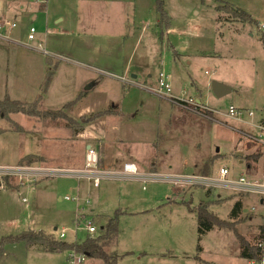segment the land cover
<instances>
[{
	"label": "rangeland",
	"instance_id": "rangeland-1",
	"mask_svg": "<svg viewBox=\"0 0 264 264\" xmlns=\"http://www.w3.org/2000/svg\"><path fill=\"white\" fill-rule=\"evenodd\" d=\"M28 1L27 13H15L20 18L11 37L24 42L33 26L34 39L26 44L0 39V101L7 95L23 103L26 112L0 111V169L29 166L33 162L18 163L20 157L42 151L52 159L40 166H63L67 159L70 166L60 169L78 171L86 141L77 134L83 132L98 153L97 168L118 146L123 155L135 159L134 152L144 160L150 174L137 179L104 175L97 187L62 172L6 176L0 180V239L41 227L54 238L64 229L65 241L79 243L101 233L119 210L117 235L105 247L109 255H121L115 264H264L260 193L194 182L216 177L223 166L227 180L242 174L249 183L264 184V131L258 126L264 117V0H164L167 27L157 26L155 0H144L134 20L128 17L122 24L126 8L121 12L116 0H106L95 29L88 33L78 27L72 36L55 32L60 23L38 7L44 0ZM232 5L252 22H239ZM46 47L55 51L47 68ZM48 69L53 75L44 88ZM159 71L169 75L173 96L199 100V105L154 93ZM213 80L230 91L215 96ZM230 105L253 114L234 118L227 115ZM237 199L239 218L231 219ZM199 202L229 227L215 225L199 237L196 212L188 210ZM84 220L92 222L93 233L86 232ZM240 242L260 243L262 258L240 257ZM2 249L0 264L65 262L66 250L23 242ZM83 264L105 263L87 256Z\"/></svg>",
	"mask_w": 264,
	"mask_h": 264
},
{
	"label": "crops",
	"instance_id": "crops-1",
	"mask_svg": "<svg viewBox=\"0 0 264 264\" xmlns=\"http://www.w3.org/2000/svg\"><path fill=\"white\" fill-rule=\"evenodd\" d=\"M102 1L105 2L106 0H44L43 4L38 3V7L40 8V11L45 10L44 13L47 14L46 17L51 16V18H53L54 23H60V27L55 30L56 33H58L59 35H66V36L71 35L72 36L74 33H77L78 27H82V29L86 30L88 33L95 29V27L97 26V22L100 23L98 21V16L101 14L100 13L101 12L100 3ZM143 1L144 0H125L124 2H122L120 0H116L114 2V5L117 4L120 7L121 12L123 11L122 8H126V14H123L122 16H120V24L123 23L122 21L124 19L127 20L128 17H131V21H133L134 18L132 16H134V13L138 10V8L143 3ZM88 3H90V5H88ZM125 3L127 4L128 7L125 5ZM29 4H30V2L28 0H0V15L2 17L7 18V19L19 20V18H20L19 13L18 14H15V13H17V12H20L22 14L27 13V9H28ZM232 6H234V5H232ZM217 7H215L216 11L218 10ZM234 7H236V6H234ZM237 8L241 9L240 7H237ZM154 9H155V6H154ZM241 10H243V9H241ZM155 12H156V10H155ZM11 13H13V16L8 17V14H11ZM156 14H157V21H158V13L156 12ZM81 16H82V18H80ZM125 16H126V18H125ZM35 17H36V14H32L31 18L34 19ZM114 17L116 19L118 18V16L116 15V12H115ZM114 17H113V19H114ZM237 21H239V20H237ZM239 22H242V21H239ZM11 38H12L11 41H9V40H4V41L7 42V44H10V42H20L23 44L27 43L26 39L23 42L20 39L13 38V37H11ZM0 44H3V43H0ZM171 47L173 49V52H175V48L173 46H171ZM180 48L182 50L184 49V47H180ZM43 51H45V54H46V57L44 58L45 62L43 63V65H44V67L47 68L49 65V58H50L49 55L52 53H55V51H53L47 47H46V50H43ZM72 59H74V58H72ZM53 66L55 67L56 64H54ZM228 91H230V89ZM180 98H183V97H180ZM196 101H199V100H196ZM99 110H103V109H99ZM104 121H106V120L104 119ZM81 136H82L81 139L86 141L85 142V149H86L90 145V143L88 142V139H90V138H88L89 136L83 137V136H85V134L83 132L82 133L78 132L77 137L80 138ZM103 140H104V138H103ZM103 140H102V143H103L102 145H105ZM84 153H85V150L83 152V158H84ZM132 154L135 155V157H136L135 159L130 157L129 154L123 155V153H121V151H119L118 146H116V148L114 150L111 149V151L108 152V157H105L104 161H102V163H103L102 168H104V169H102L100 167L97 168V166L95 169L98 170L99 172L105 173V178H114V177L115 178H122V177H124V178H135V179H137L140 176H149L150 173L148 172V168L143 163L144 160H140L137 157V154H135L134 152H132ZM27 155L33 156V161H32L33 164H31L29 166H35V167H41L42 166V165L40 166L39 162H45V160L47 161V159H50V160L52 159V158H50V155L47 154V156H48L47 157L46 154L42 151H36L34 153H25L22 157L27 156ZM146 156H147V154H145L144 157H146ZM22 157H20L18 163L21 161ZM41 157H45V159L41 158ZM126 159H130V160H126ZM125 162L132 163L135 166L136 174L127 175V176L121 174L122 165ZM263 162H264V155H263ZM58 163H57V166L53 167L52 164H49L47 162L48 165H46L44 168L55 169L57 172H62L60 174H64L63 173L64 171H69L68 172L69 175H75V171L60 169V168L69 167L70 166L68 164V163H70L69 160L64 159V161H62L63 166H61V165L59 166L60 163L59 164ZM81 163L83 164V160ZM49 165L51 167H49ZM64 165H66V166H64ZM67 165H69V166H67ZM118 166H119V168H118ZM120 166H121V168H120ZM79 169H81V168H79ZM261 177H262V175H261ZM105 178H103V179H105ZM39 184L40 183H38L36 186H33L31 189H36V187ZM53 228L56 229V226H54ZM30 229H33V227H30ZM37 230H43L44 231V228L38 227Z\"/></svg>",
	"mask_w": 264,
	"mask_h": 264
},
{
	"label": "trees",
	"instance_id": "trees-1",
	"mask_svg": "<svg viewBox=\"0 0 264 264\" xmlns=\"http://www.w3.org/2000/svg\"><path fill=\"white\" fill-rule=\"evenodd\" d=\"M164 0H155V10L158 13V21L157 26L159 27H167L169 25V18L164 10L163 7ZM217 9H219L217 7ZM234 16L238 17L240 21L242 22H252V19L249 17V14L245 11L235 8L233 10ZM160 36H162V32L160 33ZM54 68V67H53ZM53 75V69H48L45 80H44V88L47 87V85L51 81V77ZM25 106L23 103L10 100L8 96L6 95L3 100L0 101V111L3 114H7L9 112H25V109H23ZM49 112H52L51 110H48ZM54 115L55 113L52 112ZM264 155V152H263ZM31 162L33 161L32 155H27L22 157L20 162ZM263 177H264V168H263ZM6 176H0L1 179H6ZM207 206L201 202H199L196 209H193L192 207L188 206L189 211H195L197 216V232L198 236L200 237L205 232L212 229L215 225H223L224 227H229V223L225 220H222L217 217V215H213L212 213L208 212L206 209ZM241 210V201L237 199L234 201L233 206L229 212V218L231 219H237L239 218ZM122 213V211H115L114 215L107 218L104 225H102L101 233H98L97 235L93 236H85V238L81 242H68L65 240H58L54 238L53 235L50 233H46L43 230H33V229H27L24 231H21L14 235H6L4 237H1L0 239V255L3 252L2 246L6 243H14V242H23L26 246L31 247H37L41 250H56V251H64L69 249H74L77 252L84 253L86 256L96 257L101 259L105 264H115L117 259L121 255L112 254L109 255L107 251L105 250V247L107 245H110L113 240H115V237L117 235V223L118 218L117 215ZM197 249L199 250L200 247L198 246ZM127 254V253H125ZM124 254V255H125ZM238 255L240 257L249 259V260H255L259 261L260 258L263 256V250L257 243H254L251 245L250 243H243L240 242L239 245V253Z\"/></svg>",
	"mask_w": 264,
	"mask_h": 264
},
{
	"label": "built area",
	"instance_id": "built-area-1",
	"mask_svg": "<svg viewBox=\"0 0 264 264\" xmlns=\"http://www.w3.org/2000/svg\"><path fill=\"white\" fill-rule=\"evenodd\" d=\"M15 19H7L5 17H2L0 15V39L2 40H9L11 41V31L13 27H15ZM261 28L264 29V23L261 24ZM35 28L33 26H30L27 30L26 33V40L30 41L34 39L35 37ZM154 93L160 94V95H165L170 98L177 99L181 101L182 103L184 102H189L195 106L199 105L198 101H193L191 99H184L180 97L173 96L171 93V87H170V82H169V75L164 73L163 71H159L158 73V78H157V86L154 88H151ZM247 114V115H252L253 111L252 110H241L233 105H230L228 108V113L227 115H230L234 118H238L239 115L241 114ZM259 129L264 131V117L261 119V124L258 125ZM98 161V153L93 148L92 146H88L85 149L84 153V158H83V164L82 168L78 171H75V174L77 177H85L87 179H90L92 181V186L97 187L99 186L100 180L102 177L105 175V173L101 174L102 172H99L96 170V163ZM69 171H64V175H69ZM56 174L57 171L55 169H48L44 167H35V166H23V165H18L17 167H10V168H5V169H0V176H10V175H19V176H27V177H39V176H46V177H52ZM122 175H134L136 174V168L132 163L125 162L122 165ZM228 174V169L227 167H219L217 170V176L214 178H206V177H200L194 180V182L206 184L208 186H213V185H219L223 187H229L233 190H238V191H244V192H249V191H257L260 193V203L262 204V207L264 209V184H253L249 183L245 177L241 174L238 178L233 179V180H227L225 179V176ZM64 199H69L68 196H64ZM22 201L25 202L26 198H22ZM86 223L84 229L86 230L87 233H93L95 231V227L90 222V220L85 221ZM75 228H80L79 226H75ZM65 236V230L61 229L58 231L56 239L58 240H64ZM260 246V243H258ZM86 255L81 252H77L74 249H69L66 250V255L64 259V264H83V262L86 259ZM253 264V262H251Z\"/></svg>",
	"mask_w": 264,
	"mask_h": 264
},
{
	"label": "water",
	"instance_id": "water-1",
	"mask_svg": "<svg viewBox=\"0 0 264 264\" xmlns=\"http://www.w3.org/2000/svg\"><path fill=\"white\" fill-rule=\"evenodd\" d=\"M211 89H212V92L215 96H222L224 95L226 92H228L229 88L216 81V80H213L212 83H211Z\"/></svg>",
	"mask_w": 264,
	"mask_h": 264
}]
</instances>
